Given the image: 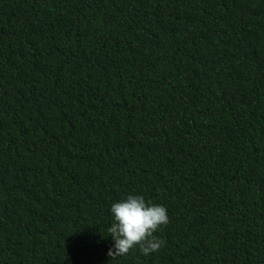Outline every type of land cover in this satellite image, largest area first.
Segmentation results:
<instances>
[{"label":"trees","instance_id":"16d2710c","mask_svg":"<svg viewBox=\"0 0 264 264\" xmlns=\"http://www.w3.org/2000/svg\"><path fill=\"white\" fill-rule=\"evenodd\" d=\"M0 264H264V0H0Z\"/></svg>","mask_w":264,"mask_h":264},{"label":"clouds","instance_id":"9594fccd","mask_svg":"<svg viewBox=\"0 0 264 264\" xmlns=\"http://www.w3.org/2000/svg\"><path fill=\"white\" fill-rule=\"evenodd\" d=\"M111 213L114 218L108 228L114 241L108 251L111 260L128 254L135 247H139L145 256L161 248L164 241L154 233L169 222L165 207L146 201L142 195H128L121 202L112 204Z\"/></svg>","mask_w":264,"mask_h":264}]
</instances>
